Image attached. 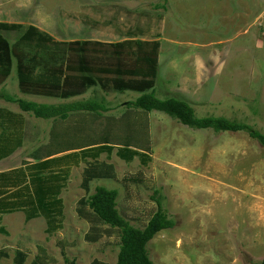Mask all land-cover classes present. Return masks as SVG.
I'll list each match as a JSON object with an SVG mask.
<instances>
[{
  "label": "rangeland",
  "instance_id": "rangeland-1",
  "mask_svg": "<svg viewBox=\"0 0 264 264\" xmlns=\"http://www.w3.org/2000/svg\"><path fill=\"white\" fill-rule=\"evenodd\" d=\"M158 2L0 0V24L21 26L0 32L10 47H14L12 77H9L14 82L10 81V88L17 91L18 80L14 79L21 61L35 71L65 66L68 59L74 64L73 56L81 52L74 54L65 47L74 38L99 43L158 42L155 78L158 99L185 101L197 117L235 120L264 134V0H168L166 12L153 8ZM30 26L50 35L54 42H21ZM138 47L129 44L124 55L114 56L112 47L91 44L83 54L94 68L133 69ZM144 48L151 50V46ZM92 77L98 82L91 88V96L86 97L100 101L103 106L101 101H104L110 110L124 107L122 117L126 115L123 117L126 119L116 123L119 128L115 131L130 129L129 119L134 114L127 110L134 107L128 103L141 93L119 92L112 84L105 85L97 79L110 81L117 77L114 74L94 71ZM131 79L144 81L140 76ZM31 99L36 101L35 97ZM76 111L89 120L91 127L73 122L70 128L60 129L61 141L75 138V144L80 145L116 134L108 122H93L101 110ZM155 118L166 128L164 133L171 132L170 139L180 142L172 148L163 139V132H157L155 164L132 168L134 173L139 171L156 178L154 188L165 196L164 207L177 224L175 229L167 230L150 243L153 263H260L264 259V146L246 132L196 130L169 116L156 114ZM111 138L121 141L118 137ZM150 193L147 198H151ZM53 243L48 246L57 251ZM100 244L84 248L83 254H79L81 245L76 244L75 251L71 249L69 253L78 249L71 255L87 256L90 261L98 255ZM4 246L0 244V248ZM0 264L12 263L4 259Z\"/></svg>",
  "mask_w": 264,
  "mask_h": 264
},
{
  "label": "crops",
  "instance_id": "crops-1",
  "mask_svg": "<svg viewBox=\"0 0 264 264\" xmlns=\"http://www.w3.org/2000/svg\"><path fill=\"white\" fill-rule=\"evenodd\" d=\"M81 41L84 40L74 38L65 47L77 54L81 52V46L74 45L76 42H90L96 47L121 43ZM73 57L76 58L74 64L68 59L65 66L36 70L29 85H21L17 75L14 79L18 80L17 91L10 88L12 72L8 73L6 66L0 64V96L26 98L47 106L92 101L86 97L91 96L93 88L91 74L87 72L91 62L85 61L86 54ZM98 69L97 72L112 71ZM71 72L78 75L73 76ZM116 78L111 79L112 83L106 78L97 79L114 86ZM53 86L52 96H46L45 91ZM37 98L53 101H39ZM101 102L107 111H101L93 122H108L112 125V133L116 134L93 143L86 141L76 145L75 138L67 137L61 141L60 129L70 128L73 122L84 128L91 127V123L88 126L89 120L79 116L78 111L69 113L66 118L43 119L0 98V244L5 245L0 248V263L6 259L12 264H113V261L118 264L121 232L105 224L88 203L98 188L118 192L117 209L136 228L145 229L157 213V202L149 196L147 198L150 191L151 196L156 191V178L139 171L134 173L132 168L155 164L157 132H163V139L169 141L172 148L180 142L170 139L171 132L164 133L166 128L155 118L156 114L167 115L131 108V111L127 110L135 117L129 119L131 128L115 131L119 128L116 123H123L126 119L123 118L126 115L122 117L124 107L115 106L110 110L104 101ZM135 111H139L137 115ZM111 137L121 138V141ZM167 169L172 168L169 165ZM166 232L155 238H161ZM53 241L57 251L48 246ZM154 241L156 239L151 243ZM98 243H102L100 251L90 261L87 256L71 255L78 249L69 253L71 249L75 251L76 244L81 245L79 254H83L84 248ZM110 246L113 250L108 251Z\"/></svg>",
  "mask_w": 264,
  "mask_h": 264
},
{
  "label": "trees",
  "instance_id": "trees-1",
  "mask_svg": "<svg viewBox=\"0 0 264 264\" xmlns=\"http://www.w3.org/2000/svg\"><path fill=\"white\" fill-rule=\"evenodd\" d=\"M168 0H160L157 4L153 5L156 10H168ZM21 26L0 24L1 31H10L19 29ZM21 42L39 44H48L54 42V39L38 30L34 26H30L21 38ZM93 44L90 42L80 43L76 42L74 45L81 46V54L89 51V46ZM138 45V51L136 54V66L133 69L117 68L116 70H105L107 74L117 75L114 88L119 92L135 91L141 93V96L133 102H129L128 105L137 109L144 110L146 112H160L170 118L178 121L181 125L190 129L196 130H209L212 129L216 133H237L246 132L249 136L257 140L264 146V134L255 130L248 124L240 123L238 121H231L223 117H197L195 110L190 104L185 101L176 99L160 100L155 96V78L158 72V50L159 43H141L137 41H127L124 43L111 45L114 55H124L125 46ZM144 46H151V50H145ZM14 47H10L8 41L0 33V64L6 66L7 72L10 73L12 56H14ZM96 51V50H95ZM93 51V52H95ZM85 61L88 59L85 57ZM86 69V68H85ZM91 76L90 82L92 87L97 84L96 80L92 77L94 71L100 69L91 66L87 69ZM7 73V74H8ZM35 70L31 67H26L22 64V61L18 66V77L21 85L31 84ZM142 77L144 81L134 82L121 77ZM124 78V77H123ZM51 84L49 83V86ZM55 91L54 86L46 90L44 94L51 97L52 91ZM59 91V87L57 88ZM1 99L8 102L17 104L20 110L24 112L33 113L37 118L53 119V118H66L69 113L76 110H88V111H107V108L100 105L99 101L94 100L86 104L76 103L72 105L63 106H47L39 105L37 103L17 99L14 96L1 95ZM151 199L158 204L157 213L149 222L145 229H139L132 226L126 221L119 213L117 209L118 192L114 190H108L105 188H98L96 193L88 199L90 207L95 211L99 218L112 228H117L121 232V245L119 248L118 264H154L149 253V245L163 231L173 230L177 227L175 220L170 216L167 209L164 207L165 196L161 194L160 190H156L151 196ZM264 264V259L260 263Z\"/></svg>",
  "mask_w": 264,
  "mask_h": 264
}]
</instances>
